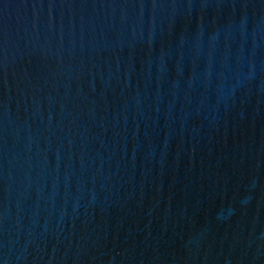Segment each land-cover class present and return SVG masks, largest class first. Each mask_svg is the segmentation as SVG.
<instances>
[{
	"label": "water",
	"instance_id": "obj_1",
	"mask_svg": "<svg viewBox=\"0 0 264 264\" xmlns=\"http://www.w3.org/2000/svg\"><path fill=\"white\" fill-rule=\"evenodd\" d=\"M0 264H264V0H0Z\"/></svg>",
	"mask_w": 264,
	"mask_h": 264
}]
</instances>
